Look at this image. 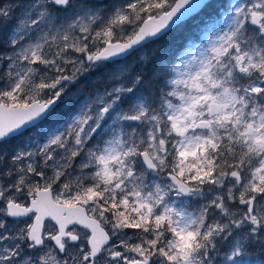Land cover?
I'll return each instance as SVG.
<instances>
[{
    "label": "snow or ice",
    "instance_id": "1",
    "mask_svg": "<svg viewBox=\"0 0 264 264\" xmlns=\"http://www.w3.org/2000/svg\"><path fill=\"white\" fill-rule=\"evenodd\" d=\"M0 264H264V0H0Z\"/></svg>",
    "mask_w": 264,
    "mask_h": 264
},
{
    "label": "rangeland",
    "instance_id": "2",
    "mask_svg": "<svg viewBox=\"0 0 264 264\" xmlns=\"http://www.w3.org/2000/svg\"><path fill=\"white\" fill-rule=\"evenodd\" d=\"M224 4V0H214V9L219 8ZM204 15H207L205 13ZM149 48L143 47L140 48L135 54L129 56L127 59L120 58V62L114 65H108L107 67H103L101 69L95 70L91 73H89L86 77H82L75 86L70 87L69 95L66 96L62 102H60L57 113L62 114L63 109L68 105H75L81 100H84V98L89 95L91 92H93L96 88H102L104 86V83L102 81L107 82L108 76L111 73V71L114 68H124L127 67L130 72L133 74L141 72L142 67H138V63L142 62L141 58L144 56H149ZM19 141H12L11 145H14L18 143ZM254 257H259L260 252L257 249L253 253Z\"/></svg>",
    "mask_w": 264,
    "mask_h": 264
},
{
    "label": "trees",
    "instance_id": "3",
    "mask_svg": "<svg viewBox=\"0 0 264 264\" xmlns=\"http://www.w3.org/2000/svg\"><path fill=\"white\" fill-rule=\"evenodd\" d=\"M193 29L189 25L184 28L176 29L166 34L162 39L147 44L149 48V57H152V63L142 65L138 63V67H142L141 72L150 74L156 62L160 59L167 58L171 60L184 46L185 41L192 35Z\"/></svg>",
    "mask_w": 264,
    "mask_h": 264
}]
</instances>
